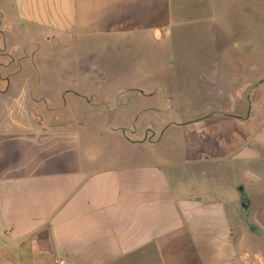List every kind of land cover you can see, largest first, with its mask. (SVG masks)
Returning a JSON list of instances; mask_svg holds the SVG:
<instances>
[{"label": "crops", "instance_id": "0c3cea01", "mask_svg": "<svg viewBox=\"0 0 264 264\" xmlns=\"http://www.w3.org/2000/svg\"><path fill=\"white\" fill-rule=\"evenodd\" d=\"M221 3L0 0V264H264V75L219 87L246 49ZM183 32L218 61L170 77ZM199 83L239 106L171 120Z\"/></svg>", "mask_w": 264, "mask_h": 264}, {"label": "rangeland", "instance_id": "374dc122", "mask_svg": "<svg viewBox=\"0 0 264 264\" xmlns=\"http://www.w3.org/2000/svg\"><path fill=\"white\" fill-rule=\"evenodd\" d=\"M219 7V9H224L225 11V26L226 28H229V30L226 29L227 32L225 33L226 41L230 43L231 46H234L236 45L235 43L239 44L240 40L242 42V45L244 46L243 48L247 49H245L246 51L242 50V52L235 50L230 51L229 54L234 65V67H232V70L234 69V71H240V74L237 76H232L230 84H219V87L222 89L229 88L228 91L230 92H232L233 90L235 91L236 89L237 91H241L242 86L245 85L244 83L247 84L250 82V80H255L259 76L264 75V0H222V3L219 5ZM170 39H173L172 44H179L176 47V50H172L171 52H169L171 58H169L167 61L166 70L168 76L170 77L190 76L194 71L191 63L196 61L199 62L197 59H212V54L215 58L213 62L218 61L217 53L209 52V50H207L208 48H206L205 50L197 51H186L183 49L182 45L184 43H190V41H193L195 39L199 40L198 42H200L201 38L198 35L195 36L188 32H183L182 34H178L177 36H171ZM206 42H208V40H206ZM244 51L245 57H243ZM173 56H176V58H172ZM259 59L261 61L260 67L250 69L247 66L244 67L245 64ZM213 66L215 68L217 67L214 64ZM197 69H206V67L199 66V68ZM242 74L245 76H243ZM245 78L247 82H244ZM170 85L176 86L177 84ZM198 86V91L196 89H190L187 93H184L187 95V97L185 98L187 100H183L184 102H182L184 105L178 104L179 98H172L167 100L168 105H171L173 107L172 110L177 107L179 108V111H175L171 115V120L185 123L187 121L193 120V118L203 117L204 114L212 111V108L219 106L222 107L224 105L225 107L223 106L222 108L226 109L228 101L231 102V105L235 104L239 106L240 104V100L238 99H219L220 97H218V94L220 88H218L217 86L215 90L216 96L210 95L211 84L199 83ZM201 90H203V92H201ZM3 97L4 98L2 100V103L4 105L2 104L3 106L1 107V111L7 112V110L9 111L11 110V108H13V99H7L6 95H4ZM196 108H199L200 111H202V114H196L194 112ZM4 117L5 116H2V118H0V124L6 121H4ZM235 174L237 175V181H239L238 183H240L241 186L242 171L235 172ZM238 215L240 228H235L234 232H236L235 235H238L239 239L242 240V220H244L246 217L242 215L241 206L239 207ZM246 220L247 226L246 232H244V234L254 235L255 230L253 223L251 222L249 213L247 214Z\"/></svg>", "mask_w": 264, "mask_h": 264}, {"label": "water", "instance_id": "95a60500", "mask_svg": "<svg viewBox=\"0 0 264 264\" xmlns=\"http://www.w3.org/2000/svg\"><path fill=\"white\" fill-rule=\"evenodd\" d=\"M242 186L239 188V190L242 192ZM250 205V201L248 199H244L241 201V207L243 208V210L246 212L249 208Z\"/></svg>", "mask_w": 264, "mask_h": 264}, {"label": "built area", "instance_id": "2783aa9c", "mask_svg": "<svg viewBox=\"0 0 264 264\" xmlns=\"http://www.w3.org/2000/svg\"><path fill=\"white\" fill-rule=\"evenodd\" d=\"M50 264H63V263L59 260H55V261L51 262Z\"/></svg>", "mask_w": 264, "mask_h": 264}]
</instances>
